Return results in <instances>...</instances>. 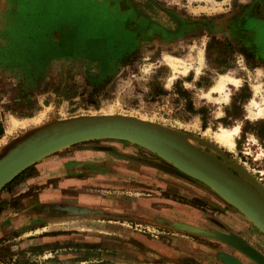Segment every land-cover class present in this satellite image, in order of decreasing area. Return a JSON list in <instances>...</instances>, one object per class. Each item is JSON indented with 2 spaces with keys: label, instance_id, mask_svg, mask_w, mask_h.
<instances>
[{
  "label": "rangeland",
  "instance_id": "374dc122",
  "mask_svg": "<svg viewBox=\"0 0 264 264\" xmlns=\"http://www.w3.org/2000/svg\"><path fill=\"white\" fill-rule=\"evenodd\" d=\"M95 1L0 0V76L26 99L53 95L38 112H45L44 119L31 128L86 114L133 116L181 134L264 192V120L246 116L249 101H260L252 87H262L264 96V46L260 61L253 48L245 50L237 41L234 49L247 54L246 61L234 51L206 56L204 39L177 51L140 17L162 18L151 0H128L136 14L134 36L125 28L131 13L112 7L124 0ZM223 1L244 8L264 3ZM53 46L71 55L47 54ZM164 57L191 66L176 72L169 86L173 72ZM62 64L69 66L63 70ZM221 75L237 80L239 87L228 85L230 102L218 109L201 95ZM234 125L240 133L232 150L213 142L220 126ZM87 145L96 148L82 150ZM53 157L88 162L82 174L55 176L38 186L67 185L40 204L34 224L39 233L0 231V264H264V233L210 186L146 146L100 138L43 159ZM4 192L0 189V202L17 205L33 188L20 186L7 198Z\"/></svg>",
  "mask_w": 264,
  "mask_h": 264
},
{
  "label": "crops",
  "instance_id": "0c3cea01",
  "mask_svg": "<svg viewBox=\"0 0 264 264\" xmlns=\"http://www.w3.org/2000/svg\"><path fill=\"white\" fill-rule=\"evenodd\" d=\"M96 2L97 0L93 3ZM124 2H119L112 7L119 11L122 10L124 13H131V16L125 22V28L127 31L132 32L134 36L136 32L135 10L130 6L128 0H124ZM151 2L155 8H159L158 10L162 14V18L152 20L143 16V20L148 25H152L153 28L158 29L161 36L168 37L169 42L172 43V46L177 51H184L185 47H191L195 43L200 45L204 39V54L206 56H213V54L219 55L222 54L221 52H223V55L227 53L234 55L233 51L236 55L243 56L244 53H241V51L236 53L237 49L235 46L237 44L234 46V41L240 44L243 41V48L246 50L254 38V33L259 32V29L254 23L255 27L253 28V32L250 35L248 33L247 20L249 12L251 11L250 7H238L234 3H226V5L223 0H171V3H168L169 1L167 0H151ZM126 4L129 6L127 7ZM106 6L110 5L106 4ZM147 43H150V39L145 41V44ZM60 51L68 52L58 54H65V56L71 55L68 49L64 50L59 46H53L48 49L47 54L56 55ZM67 66L69 65L62 64L61 69L65 70L68 68ZM10 88L14 89L9 86L7 79L0 76V153L7 144L18 139L25 131L17 129L12 134L7 135L8 119L14 117L15 119L21 120L33 117L39 111L48 107L50 96H53L50 93L41 96V98L39 95H35V97L33 95L30 99H26L23 91L17 87L12 92V95H10ZM86 147L82 148V150L90 152L92 150L91 148L93 150L96 148L95 145H87ZM87 162L86 159L69 161L66 159H58V157L43 159L34 165V167H31L25 174H18L19 177L17 179L13 180L14 177L12 179L13 181L11 180L2 188L5 189L3 193L4 198L14 195L20 186H24L26 189L33 188V192L20 197L17 205L3 204V208H0V231H3L5 234L15 232L17 235L23 234L25 230L39 233V225L36 227L34 224L40 215L38 210L40 204H43L42 202L44 200L55 198L57 192H62V189L67 186L55 187V189L52 187L51 189H40V185L55 176L61 177L68 175L72 177L77 174H82V171L85 169L84 164H87ZM55 169H57L56 172ZM9 189L12 191L10 194ZM51 222L52 220H49L48 224H51ZM42 230L54 229L44 227ZM18 238L20 236H16L12 240Z\"/></svg>",
  "mask_w": 264,
  "mask_h": 264
},
{
  "label": "water",
  "instance_id": "95a60500",
  "mask_svg": "<svg viewBox=\"0 0 264 264\" xmlns=\"http://www.w3.org/2000/svg\"><path fill=\"white\" fill-rule=\"evenodd\" d=\"M52 120L51 124L24 131L4 147L0 153V189L27 167L54 152L100 138L121 139L146 146L180 170L189 172L236 206L264 233L263 189L238 178L181 134L150 121L119 114H86ZM244 250L256 256L253 251Z\"/></svg>",
  "mask_w": 264,
  "mask_h": 264
},
{
  "label": "bare ground",
  "instance_id": "6f19581e",
  "mask_svg": "<svg viewBox=\"0 0 264 264\" xmlns=\"http://www.w3.org/2000/svg\"><path fill=\"white\" fill-rule=\"evenodd\" d=\"M202 53V52H201ZM200 53V54H201ZM200 58V57H199ZM202 58V57H201ZM165 62L171 67L173 75L168 80V86L172 83L175 78V73L182 69L183 72H186L189 66L183 61H179V59H175L172 57H164ZM201 61V60H200ZM200 61L198 62L199 65L196 68V71L200 69ZM228 85L232 86L233 88L237 89L239 87V82L231 77L226 75H221L218 81L214 82L213 85L204 92L201 96L202 98L206 99L208 102L217 105L218 109L221 108L222 105H227L230 102L231 93L228 88ZM252 93L254 96H260V101H256L255 98H252L249 101V104L246 107V116L250 120H264V96L262 93V87L259 85H255L252 87ZM110 108V107H109ZM110 110V109H109ZM111 112V111H110ZM104 114V113H103ZM108 114V113H107ZM45 112H40L36 116L29 118V119H15L14 117L9 118L10 127L8 128L7 132L12 133L17 129L25 130L27 128H31L32 126H37L42 122L44 119ZM221 111L219 110L216 114V118H221ZM97 116V115H95ZM105 116V115H99ZM240 133L239 125H234V127H223L220 126L218 131L211 135L213 142L217 145L232 150L235 145V139L238 138Z\"/></svg>",
  "mask_w": 264,
  "mask_h": 264
},
{
  "label": "flooded vegetation",
  "instance_id": "af4514ba",
  "mask_svg": "<svg viewBox=\"0 0 264 264\" xmlns=\"http://www.w3.org/2000/svg\"><path fill=\"white\" fill-rule=\"evenodd\" d=\"M250 10L251 11L249 12V17L247 20V29L249 31L248 33L250 35L253 32V28L255 27V25L259 29V32L254 33V38H253L252 42L250 43L249 47L253 48L256 52L255 60L258 59L260 61L257 54L259 52V47H261L262 45L264 46V3L258 2L256 4H253L250 7ZM141 18L144 19L143 16ZM254 23H255V25H254ZM242 43L244 44L243 41H242ZM259 53H262V52H259ZM243 57L245 58V61H246V54L245 53H244ZM236 63H237V60H236ZM3 190L5 191V189H3ZM10 193H12V191L9 189V194ZM3 206H4L3 202H0V208H3Z\"/></svg>",
  "mask_w": 264,
  "mask_h": 264
},
{
  "label": "trees",
  "instance_id": "16d2710c",
  "mask_svg": "<svg viewBox=\"0 0 264 264\" xmlns=\"http://www.w3.org/2000/svg\"><path fill=\"white\" fill-rule=\"evenodd\" d=\"M18 177H19V175H18V176H16V177H15L13 180L17 179ZM13 180H12V181H13Z\"/></svg>",
  "mask_w": 264,
  "mask_h": 264
}]
</instances>
